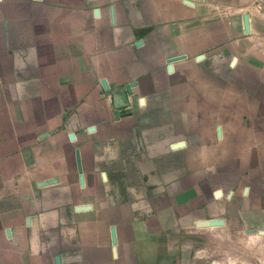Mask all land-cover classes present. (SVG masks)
Instances as JSON below:
<instances>
[{"label": "crops", "instance_id": "crops-1", "mask_svg": "<svg viewBox=\"0 0 264 264\" xmlns=\"http://www.w3.org/2000/svg\"><path fill=\"white\" fill-rule=\"evenodd\" d=\"M69 1L0 0V264H169L156 243L175 241L176 214L148 194L167 165L137 152L142 122L116 119L114 102L122 82L146 75V110L161 114L154 144L209 130L208 110L234 123L220 145L252 137L264 153V0ZM112 5L117 25L106 23ZM171 58L170 74L161 66ZM221 80L235 94L219 106ZM262 165L251 176L264 177Z\"/></svg>", "mask_w": 264, "mask_h": 264}, {"label": "rangeland", "instance_id": "rangeland-1", "mask_svg": "<svg viewBox=\"0 0 264 264\" xmlns=\"http://www.w3.org/2000/svg\"><path fill=\"white\" fill-rule=\"evenodd\" d=\"M19 1L41 3L44 8H73L69 0ZM91 2L83 1L85 4ZM88 9L89 14L93 12L96 17L100 16V8L92 6ZM114 9L112 5L110 15L106 18V23L110 25L118 24ZM142 44V41L138 43L139 46ZM178 61V58L168 59L167 64L161 67L164 72L171 74L174 71L173 65ZM145 76L122 82L120 97L114 102L117 107L115 117L119 120L133 117L136 122H142V127L136 130L142 143L137 152L146 150V153H142L147 161H152L154 169L164 170L167 165V175L158 178L161 181L151 177V193L148 192L150 197L166 201L169 213H175L177 218V227L172 229L176 232L175 241L159 240L156 243L161 246L162 255L169 257V264H264V177L251 176L258 163L264 166V153L260 151L262 147L259 149L254 145L252 137L238 143L233 141L229 146H224V143L220 145L222 140H231L226 124H232L233 121L230 114L224 117L222 112L208 110L207 115L211 120L209 130L182 129L170 134L167 143L154 144L159 131L154 127L160 122L161 114L153 113L156 118L151 117L150 111L146 110L148 101L142 95ZM225 84L224 80L217 82L219 106L230 103V100L223 98V94H235V85L226 91ZM227 84L229 86L230 81ZM253 86H256V82ZM197 99H205L204 102L200 101L202 104L210 102L209 98L203 96ZM232 104L237 103L234 101ZM197 118L205 119L206 116L200 113ZM246 121L249 122V119L244 117ZM150 123L153 125L150 126ZM246 124L245 129L255 133L253 126ZM208 132L211 136L203 135ZM200 135L203 137L196 139ZM171 154H180L177 159H181V164L177 165ZM182 181L185 182L184 188L179 187ZM183 194L184 199L181 198ZM172 205H179L178 213L171 208ZM75 211L92 209L77 208ZM161 211L164 210L155 208L153 215L157 216ZM112 244L118 246L114 228ZM56 250L58 253L63 251V244L58 243ZM74 251L80 252V246L74 247ZM61 261L62 258L57 257V264H61Z\"/></svg>", "mask_w": 264, "mask_h": 264}]
</instances>
